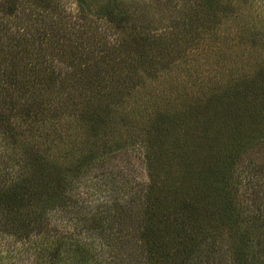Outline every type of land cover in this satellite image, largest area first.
Listing matches in <instances>:
<instances>
[{
  "label": "trees",
  "instance_id": "obj_1",
  "mask_svg": "<svg viewBox=\"0 0 264 264\" xmlns=\"http://www.w3.org/2000/svg\"><path fill=\"white\" fill-rule=\"evenodd\" d=\"M172 1L165 15H175L157 29L129 21L139 8L107 10L123 34L112 49H95L81 0L82 23L50 18L44 11L55 7L31 0L25 25L1 24L0 233L29 239L32 220L48 215L53 239L50 250L41 239L42 264H264V175L242 195L234 177L264 139V67L248 71L251 56L233 54L232 41L247 23L254 32L240 46L250 53L259 43L251 22L264 11L248 18L230 0ZM11 12L0 2V13ZM155 51L180 61L177 102L175 86L166 96V74L145 65ZM124 157L142 165L143 179ZM89 186L95 198L80 195Z\"/></svg>",
  "mask_w": 264,
  "mask_h": 264
},
{
  "label": "rangeland",
  "instance_id": "obj_2",
  "mask_svg": "<svg viewBox=\"0 0 264 264\" xmlns=\"http://www.w3.org/2000/svg\"><path fill=\"white\" fill-rule=\"evenodd\" d=\"M7 2H4V0H0L4 5L10 6V10L12 11L9 15L0 13V28L2 27L1 24L7 25L6 27L10 28V31H12L14 25H18L19 27L25 25L24 20L22 18L24 15L31 10L32 11V2L31 0H6ZM83 2V7L87 9L88 12H90L89 21L88 24L84 25L88 27L89 31H94L93 36H91V42L95 45V49L97 48H103L102 46H107V48L115 47L119 42H122L123 34L119 32V28L116 25L114 21H112L110 18H108V15L106 11L114 9L116 6L124 9L128 8V10L133 11L136 8H139L138 12L131 13L129 11V21H133L134 24L141 25L144 20L143 18H146L150 20V22L154 25L151 29H157L161 27V23L164 19H167V15L171 16L175 15V12L173 9H170L168 13L165 15V12L168 8L167 0H81ZM175 5L178 4V0H174ZM172 1V3L174 2ZM45 2L48 3V6L51 8L52 11L54 10V7L56 8V12L49 13L48 10L44 11V14H48L50 18L56 17L58 13L60 12V15H66L71 21H77L82 23L83 21L79 20V16L82 14L79 12L81 6H80V0H45ZM232 3L231 9H238L239 12L244 10L245 8H248V12H246L250 18L254 15H251V13L254 12L255 8H261L262 12L264 11V0H230ZM126 5V6H125ZM252 6V7H251ZM109 8V9H108ZM37 12H39V6L36 8ZM247 11V10H245ZM42 13V11L40 12ZM255 13V12H254ZM253 13V14H254ZM263 14V13H262ZM34 17V13L33 16ZM264 17V14L261 16ZM162 18V20H161ZM243 19L240 18V22L242 20L246 21L247 15L245 13L242 16ZM53 20V19H52ZM249 20V19H248ZM243 21V22H244ZM253 24V25H252ZM251 25L254 28L255 31L258 30V37L259 43L257 45H254L253 49L250 53H243V47L240 45L247 44V41L249 40L250 33L254 32L250 29L249 25L247 23L242 31L241 40L238 42V39L235 38V41L233 42L234 51L233 54H235L238 57L246 58L248 56L249 60H243V62H247L244 67L248 69V71L256 70V69H262L264 67V41L261 42V40H264V18L260 19H254L253 22H251ZM235 31V28H228L226 26L225 28V34L227 36H231ZM156 34H159L158 32H155ZM2 35L0 36V38ZM106 48V47H104ZM112 49V48H111ZM122 54L126 51L127 53H131L133 57L140 56L142 52H135L130 51L126 47H121ZM260 49V50H259ZM174 52H170L167 55H164L159 52H153L152 55H150V58L146 57L144 60H149L148 63H145L147 69L152 73V75H160L162 73L166 74V82L164 83L165 89H167L166 96L169 95V91H171V88L174 87L173 96L175 97V102L180 100V80H174L173 76L174 73L175 76L178 75V72H180V69L178 68L179 62H176V65L173 64L174 59ZM241 62V63H243ZM239 63V65H241ZM140 64V62H139ZM139 64H135L137 67ZM144 63L140 64L143 65ZM135 68V67H134ZM127 76V75H126ZM169 77V80L167 81V78ZM206 78L208 75L205 76ZM124 75H121L120 81L123 82ZM154 89L158 90L157 92L159 95L154 98L156 100L155 103H162V99L164 96L162 95L164 85L163 82L160 81L156 86L153 87ZM139 95L143 94L141 91L138 92ZM137 94V93H136ZM146 98H151L146 95H140ZM133 100V99H131ZM128 102H130L128 100ZM172 106L177 108L174 100L171 101ZM181 106V103L178 105V107ZM138 113H141L142 109H136ZM256 132V129L253 128ZM250 130L246 127L242 136L244 138H247V134H245V131L247 132ZM120 131V130H119ZM248 133V132H247ZM249 134V133H248ZM136 152V151H135ZM132 155H138L136 153H132ZM134 165L135 158H128L124 157ZM119 166H123L124 164H127L126 161L122 158L121 160H118ZM128 165V164H127ZM106 166L111 167V163H107ZM131 167L130 165H128ZM237 169L235 170L234 177L239 178L243 182V186H241L239 194L242 195L243 191L251 192L252 184L256 180L253 179H259L264 175V139H260L259 143L256 141L253 148H251V152L248 156H244L243 159L238 161ZM251 168L255 169L252 170V172L255 174L251 178L252 183L248 184L247 180H244L247 176L248 170ZM132 173L134 177H138L139 179L144 178V171L142 169V165L137 163L135 161L134 169H132ZM247 181V182H246ZM259 180L256 181L255 185L259 184ZM83 194L88 198H95V191L93 187H82L80 190V195ZM99 197V203H102L103 195H98ZM106 198V197H105ZM104 198V199H105ZM39 220H42V223L39 222ZM44 220V221H43ZM54 223L51 222L50 217L43 216L42 218H38L36 221L32 220L30 226H28V234H30L29 239L26 238V240H17L16 237L12 235V237H5V234L0 233V264H42L40 260H44V258L41 257V242L42 237L45 236V242L48 245L49 242H52L51 236H52V230H54ZM57 225V224H55ZM10 228V227H9ZM58 228L64 229L62 226H58ZM1 230V227H0ZM23 230V229H22ZM41 230V231H40ZM44 232L46 235L40 234V232ZM19 239V238H18ZM44 243V242H43ZM42 243V244H43ZM54 245V244H52ZM49 246V245H48ZM51 244L49 247H47L48 250L51 248Z\"/></svg>",
  "mask_w": 264,
  "mask_h": 264
}]
</instances>
